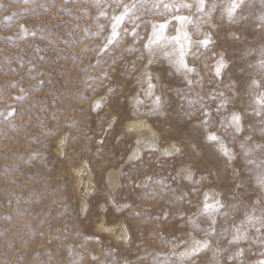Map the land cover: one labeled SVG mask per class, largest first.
<instances>
[{
	"label": "rangeland",
	"instance_id": "374dc122",
	"mask_svg": "<svg viewBox=\"0 0 264 264\" xmlns=\"http://www.w3.org/2000/svg\"><path fill=\"white\" fill-rule=\"evenodd\" d=\"M133 3L138 0H120L119 5L113 0H0V264H126L129 260L153 264L154 253L163 258L172 251V245L161 243L159 237L175 239L180 244L177 252L185 251L193 239L204 238L187 228L185 222L196 211L204 192L209 191L208 181L192 184L185 180L192 161L187 155L163 158L162 152L180 145L169 137L167 126L140 115L151 101L144 92L147 83H138L137 78L151 73L155 83L154 69L168 64L162 58V49L149 56L143 47L151 24L163 22L164 17L130 7L118 30L119 42L106 47L111 18L124 11V5ZM246 4L242 15L247 18L230 28L215 19L219 12L214 14V33L223 23V35L230 31L240 34L234 49L238 57L245 48L264 44L257 19L264 14V7L259 0ZM132 17H139V37L135 39L125 33V29L133 28ZM192 27L189 25L190 32ZM200 31L210 29L205 24ZM166 34L175 35V29L170 25ZM192 38L198 40L200 36ZM218 50L201 49L188 58L199 70L196 79L202 80L193 91L213 107L208 93L218 90L232 95L226 87L231 82L228 74L219 82L205 67L215 62L213 53ZM149 59L154 63L149 65ZM246 60L254 62L251 56ZM241 67L247 68L248 63ZM116 70L128 82L122 101L126 111L120 113L110 105L108 96ZM105 71L108 77L100 82L96 78ZM210 78L213 83L208 82ZM183 86L178 80V87ZM137 96L144 101L139 106L132 102ZM175 98L179 110H188L185 101L177 95ZM97 101L102 106L94 111L92 106ZM198 115L194 111L184 119L197 123ZM113 118L115 122L110 125ZM249 126L246 123L245 127ZM244 134L253 135L256 141L262 137L258 131ZM150 144L155 145L154 150L149 149ZM135 153L138 158L130 159ZM150 177L165 178L168 191L161 195L160 188L154 187L151 191L155 198L129 199V192H141L142 182ZM172 190L188 195L182 203L172 204ZM219 191L213 188L210 193ZM261 198L264 193L254 180L247 191L233 184L221 199L237 207L226 209L228 216L219 217L218 225L229 229L239 225L245 219L240 202L251 205ZM77 201L80 208H87L86 212L75 207ZM119 205L130 207L118 212ZM175 209L182 217L169 215L164 221V213ZM248 211L253 209L249 207ZM136 213L141 215L137 217ZM80 216H89L88 228L82 227ZM125 236L132 241L131 254ZM226 243L223 240L219 246ZM212 247L217 245L213 243ZM256 252L254 248L247 259H259ZM211 257L209 251L198 258L197 264H209ZM220 264H228L224 256Z\"/></svg>",
	"mask_w": 264,
	"mask_h": 264
},
{
	"label": "snow or ice",
	"instance_id": "6c2138e0",
	"mask_svg": "<svg viewBox=\"0 0 264 264\" xmlns=\"http://www.w3.org/2000/svg\"><path fill=\"white\" fill-rule=\"evenodd\" d=\"M248 0H221L217 3V0H138V3L132 5H124V11L119 15H115L111 18V33L107 38V45L118 43L119 28L123 24L125 17L128 15V9L130 7L142 8L147 12H155L156 14L164 17L163 22L151 24V32L148 34V40L143 45L144 50L153 56L156 49H162V58L167 61L170 67L178 73L184 83L183 87H176L173 89L174 93L179 96L188 106V110H182L180 115L182 118L190 117L194 114V111L199 110L203 115V119L199 120L196 124L198 128L208 129L212 127H222L230 131L234 138L239 139V134L242 132L240 117L235 113L228 114L226 105L229 97L224 94L223 91H213L207 94V99L215 103V111L209 115L205 110V98L201 97L199 93L193 91L196 84H200L201 80L196 79L200 76L199 70L188 62L189 57H195L201 49L204 51L210 50L215 41L212 38L214 29L217 28L214 22V14L219 7V16L215 19L226 22L228 26L236 25L241 19H246V16H242L241 12L244 5ZM262 7H264V0H259ZM116 5L120 4V0H113ZM187 11L188 14H184ZM105 15V13H101ZM139 17H132L133 28L129 31L125 29V33L131 35L133 39L139 37V32L136 30L139 25L136 23ZM259 20L258 30L264 34V14L257 17ZM174 22V23H173ZM207 25L210 31L201 32V25ZM170 25L175 29V35H167ZM189 25H192L191 32L189 31ZM194 35H199L200 39L193 40ZM228 40L234 43H239L241 36L236 31H230L227 34ZM168 46H171V50L167 51ZM130 49H125L128 51ZM253 57L254 62L248 63V68L251 69L248 78L244 82V95L246 100V114H250L256 118L253 125L249 126V131H258L261 136H264V44H261L259 48H245L242 52V59L247 57ZM113 64L116 60L113 59ZM149 65L154 63L153 59H149ZM133 67L135 65L133 64ZM147 67V66H146ZM212 71L214 76L219 82H222L223 76L228 71L223 55L216 56L215 62L212 65ZM108 77L107 71H105L100 77L96 78L100 82ZM145 81L148 83V87L144 90L145 95L152 96L153 88L151 85V73H144ZM95 80L89 83H94ZM228 89H235L236 84L230 82L226 85ZM117 95V89L110 86L108 88V96L112 97ZM132 102L139 106L143 102L139 97H133ZM193 105L196 108L193 110ZM101 102L97 101L93 104V110L101 108ZM159 109V103L154 99L152 103V111L156 112ZM119 112L118 106L115 109ZM113 121L110 122L114 123ZM205 143L216 144L218 150L222 152L225 159L232 161L233 153L225 147V145L218 140V138L209 133L205 138ZM150 150L155 149L154 144L148 145ZM195 147V146H194ZM241 154L243 158L244 167L242 170H233L232 175L228 177L230 182L236 181L241 172L247 173L249 179L241 180L238 185L239 188H243L247 191L249 183L254 180L255 183L264 187V144H249L246 140L240 141ZM176 155H181L179 149L165 150L161 153L163 158H171ZM138 153H135L130 159H137ZM184 171V170H182ZM189 174L185 177V180L192 184H198L200 181H193L190 170ZM218 180L223 179L219 173ZM201 180L206 177H201ZM154 187H159L161 195L168 191V185L165 178L150 177L145 182L144 187L140 192L142 199L155 198L154 193L151 191ZM229 189V188H228ZM226 189V191L228 190ZM193 192L197 189L193 188ZM186 194L181 192L176 194L175 190H172L169 203L179 204L184 201ZM236 199L235 195L231 197ZM111 203V201H109ZM191 205V201L188 202ZM241 206L245 209V219L241 221L239 225H234L231 229L227 227L219 226L217 220L219 217L228 216L226 209L237 207L236 204L228 205L221 201L216 193L206 192L203 194L202 201L197 205L198 211L194 216L187 218L193 230L198 234H203L202 240H192L191 245L183 252H177L180 247L179 243H176L175 239L168 240L165 237H159L161 243L171 244L172 251L169 254H165L163 258H157L160 254H153V264H197V260L201 256H205L209 251L212 252L211 260L209 264H220V257L224 256L228 264H264V198L258 199L251 205H244L240 202ZM126 205H119L117 209H123ZM253 209L252 212L248 211V208ZM87 208L82 207L81 212H86ZM179 214L182 217V213L179 209H175L171 212L164 213V221L167 220L169 215L173 218ZM140 214H137L139 217ZM205 220V226L201 227L198 220ZM125 239L128 243L131 241ZM226 240L227 243L224 247H220L221 241ZM215 243L217 247L213 248L212 244ZM247 244V247H242L243 244ZM256 249V254L259 259L255 261H249L248 255ZM111 255V250H107ZM95 259V257H93ZM127 264V262H126ZM139 264V261H137Z\"/></svg>",
	"mask_w": 264,
	"mask_h": 264
},
{
	"label": "clouds",
	"instance_id": "9594fccd",
	"mask_svg": "<svg viewBox=\"0 0 264 264\" xmlns=\"http://www.w3.org/2000/svg\"><path fill=\"white\" fill-rule=\"evenodd\" d=\"M220 2L221 0H217L218 5ZM246 7L247 4L244 5L241 15L245 11ZM217 12H219V7L217 8ZM224 31L226 30L223 28V23H221L218 32L212 33V38L215 41V44L212 48L219 49L218 51H215L213 53L214 56H224L226 64L228 66V77L231 82H234L236 84L235 89H230L232 91V95L228 96L229 100L226 105V110L228 114L235 113L240 117L242 132L239 134V139L234 138L230 131L226 128L212 127L208 129H201L196 126V122H193L192 120H186L181 117V110H179L177 107V101L175 98L176 94L174 93L173 89L178 87V80H182V78L178 73L174 71L172 67L169 66V64H167V66L161 65L154 69V72L156 73V82H152L153 76L151 75L153 95L148 96V99L151 101V103L146 112L140 113V115H143L147 119L158 122L161 126H167L166 131L169 137L176 139L177 143L180 145V147L176 149H179L181 155H187L188 158L192 161L190 172L193 181H200L199 183L205 180L208 181L209 191H205L204 193L210 192L213 188H220L221 191L216 192V194L221 201V197L225 195L226 189L231 188L233 184L236 185V188H239L238 185L240 184V181L246 180L247 173L243 172H241V175L236 181L230 182L228 180V177L232 175L233 170L239 171L244 167L240 141L246 140L249 144L254 145L264 144V136H262L259 141H256L253 135L244 134L246 132H253L249 131V127H245L246 123H250V125H253L256 121V118L254 116L246 114L245 109L247 97L244 95V82L248 78L251 69L248 67H241L243 64L249 62L245 59H242L241 57H238L237 53L234 51L236 43L229 41L227 36L223 35ZM198 58L199 57H197V59ZM212 65L209 67L208 64H205V67L208 68L212 73V76H214ZM195 68L198 69L197 67ZM122 75L123 74L119 70H116L111 77V86L117 89V95L109 97V102L110 105L113 106L114 110L118 106V113L126 111L125 104L122 101L127 95V93L124 91V88L128 82L122 79ZM137 82L141 84L147 83L145 81L144 74L137 78ZM208 82L213 83V80L210 78ZM154 99L159 103V109L156 112L152 111V103ZM142 102L144 103V101ZM215 108L216 105L215 107H213L211 104L205 103L204 110L209 115H211L215 111ZM196 111L199 113V115L197 116V120H202L203 115L199 110ZM209 133L214 134L218 138V140L222 142L225 147L233 153L232 161H228L225 159L224 154L218 150V146L216 144H207L204 142ZM218 173L224 178L218 180ZM195 176H199V180H194ZM201 177H206V179L201 180ZM144 185L145 182H142L140 187L143 188ZM259 189L261 193H264V187L259 186ZM233 191H235V189H233ZM185 194L186 196L188 195L187 193ZM128 195L129 199L134 200L140 195V192L133 190L132 192H129ZM126 206L130 207V205ZM75 207L81 210L78 201ZM116 210L119 212L122 209ZM197 211L198 207L191 216H194ZM77 214L79 215V212ZM137 214L141 215V213H136L135 215L137 216ZM79 219L82 227L88 228L90 226L88 223L89 216H80ZM198 223L201 225V223H205V220H198ZM185 225L187 228L193 230L192 226L187 223V220L185 222ZM131 243H128L129 248L127 249L130 254L132 251ZM127 264H134V262L129 260L127 261ZM135 264H137V262H135Z\"/></svg>",
	"mask_w": 264,
	"mask_h": 264
},
{
	"label": "bare ground",
	"instance_id": "6f19581e",
	"mask_svg": "<svg viewBox=\"0 0 264 264\" xmlns=\"http://www.w3.org/2000/svg\"><path fill=\"white\" fill-rule=\"evenodd\" d=\"M83 167H84V166H83ZM78 172H79V171H76L75 173L77 174ZM116 228H119V227H116ZM120 228H121V227H120ZM120 228H119V229H120ZM114 229H115V228H114ZM122 229H123V227H122ZM116 230H117V229H116ZM119 231H120V230H117V232H119ZM112 232H113V231H112ZM114 232H115V230H114ZM117 232H116V233H117ZM121 232H123V231H121ZM116 233H115V234H116ZM117 234H120V233H117ZM113 235H114V234H113ZM115 236H116V235H115ZM117 237H118V236H117Z\"/></svg>",
	"mask_w": 264,
	"mask_h": 264
}]
</instances>
